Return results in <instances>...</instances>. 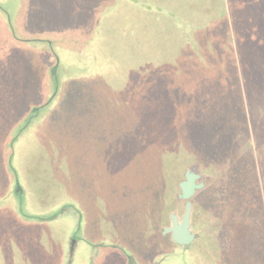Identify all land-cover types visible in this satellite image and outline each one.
Instances as JSON below:
<instances>
[{"label": "rangeland", "instance_id": "rangeland-1", "mask_svg": "<svg viewBox=\"0 0 264 264\" xmlns=\"http://www.w3.org/2000/svg\"><path fill=\"white\" fill-rule=\"evenodd\" d=\"M227 2L0 0V264H55L49 262L54 260L50 250L45 255L34 242L40 239L36 235L40 231L33 224L62 212L68 201L86 211L81 220L85 229L88 215L93 232L87 238L84 229L68 231L80 239L72 264H127L124 255L112 248L100 250L95 258L92 246L95 242L108 246L112 237L134 243L117 223L125 222L123 214L133 191H142L150 205L153 194L159 197L166 192L168 186L158 183L163 166L171 164L176 167L171 186L174 202H166L165 216L152 221L155 224L148 234L152 239L161 235L163 244L168 245L163 250L172 254L163 264H199V240L184 249L171 235H163L164 228L171 225L170 214L180 219L184 215L185 203L176 197L192 165H200L206 184L193 200L192 231L199 237L203 236L202 218L214 216L215 210L218 217L210 225L214 229L222 226L220 209H212V203L220 202L219 188L234 160L242 165L256 163L264 201V96L263 105L253 102L250 108L235 91L237 84L227 82L225 75L211 80L200 58L210 49L225 50L221 37L227 25L223 19ZM231 8L234 19L230 22L236 29L234 24L239 27L245 22L248 9L242 0H232ZM244 11L243 18L240 12ZM130 19L131 24L136 22L137 31L128 25ZM188 31L199 33L187 44L184 34ZM214 37V47H210ZM91 50L98 60L93 59ZM196 57L201 60L196 62ZM214 58L217 68H224V55ZM191 62L201 63L203 70L193 68ZM257 70L261 73L259 67ZM253 82L264 92L260 77L255 76ZM214 86L217 88L211 94L217 99L210 101L211 106L192 108V97L210 93ZM232 98L235 112L229 106ZM241 110L250 116L251 125L255 122L258 133L255 137L249 128L248 137L237 130L232 159L226 158L219 166L192 152L195 148L206 151L210 134L217 136ZM203 121L215 131L205 135L199 128L207 124ZM195 126L200 131L198 137L193 134ZM226 149L228 154L229 146ZM189 154L190 159L178 160ZM123 204L118 217L114 208ZM12 219L15 230L10 225ZM71 219L66 215L58 221ZM139 220L142 227L144 221ZM111 225L118 229L111 230ZM58 233L63 236L65 228ZM232 236L224 249L203 244L209 264H246L238 258L243 255L236 243L242 241L241 234ZM8 237L14 244L2 248ZM144 249L141 246L136 263L133 260L131 264L162 263L158 254H146Z\"/></svg>", "mask_w": 264, "mask_h": 264}, {"label": "trees", "instance_id": "trees-1", "mask_svg": "<svg viewBox=\"0 0 264 264\" xmlns=\"http://www.w3.org/2000/svg\"><path fill=\"white\" fill-rule=\"evenodd\" d=\"M231 1L232 0H228V2L225 3L226 10H224L223 14L224 24L227 25H225V34L223 37H221V42L225 45V50L221 51V53H218L217 50L210 49V52H206L205 57L200 58L204 59L205 68L208 71V77L211 80H217V78L213 79L212 77H218L219 75H222L223 77L225 75L223 78H226L227 82L231 81L237 84L235 91H237L240 95L241 101H243V98L247 100L248 105L251 108L253 102H259L258 105H263L262 97L264 96V92L259 86H257V84H255V82H253V79L255 76H258L260 77V81L264 83V0H242L247 5L248 17L245 19V22H242L239 25V27L234 24L236 29L232 27V22H230L234 19ZM254 5H256V7ZM240 13L244 18L246 15L245 11ZM181 20L183 21V18H181ZM128 25L132 30L137 31L136 22L131 24L130 19ZM197 33L199 32L188 31V34H184V39L188 40L187 44L190 42V39L196 37ZM204 36V39L208 38L206 37L207 35ZM208 39L210 40L211 38ZM216 39L217 38L214 37V41L212 40L210 42V47H214L213 44ZM196 40L198 41L197 38ZM198 43L202 44L199 41ZM223 55V60L226 62V65H224V68L218 69L217 65L219 64H217V62L214 60V57L218 56L220 59H222L221 57ZM91 56L94 60H98L97 56L94 55L93 50H91ZM100 57H102L101 53ZM200 58L196 57V62L200 61ZM191 64L193 65V68L197 67L199 71L203 70L201 67L203 65L201 63L193 64V62H191ZM257 67L260 68L261 73L258 72ZM216 70L218 71L216 72ZM172 82L174 83V81ZM249 83L251 84L250 86ZM129 88L132 90L133 87L130 85ZM216 88L217 87L214 86V88H210V93L205 91V93L200 94L199 96L196 95V97H192L191 95L188 97V102L192 97V108L194 106V108L197 110L198 105L210 107V101H212V99H217L216 96L211 94ZM208 94H210L209 97ZM235 103L236 101L234 98L229 100V106L231 108L232 104ZM232 109H234L235 112L237 107H233ZM241 112L242 114L237 115L235 118L232 116V119H229L230 122H228V125L223 128L225 130L223 131V129H221L217 136H212L210 134V138L208 139L206 145V151L195 148L192 152H196L197 154H200V156H204L207 160L211 161V164L215 162L219 164V166L222 165V162L225 161L226 158L232 159L234 155V151H232L233 140H235L237 130L244 132V134L248 137L250 135L249 128L252 129L253 135L255 137L258 133L255 122L251 125L250 116L248 117V115L245 113V110H241ZM196 116L197 115H195L194 118H196ZM203 122L207 123V121ZM208 124L209 123L203 125L205 126L204 128L199 127L203 129L205 135L215 131L213 128L206 127ZM197 130L198 128L195 126V132H193L195 137H198L200 134V131ZM227 146H229L230 151L228 154L225 152V150H227ZM190 156L191 154L181 155L178 160L190 159ZM195 156L197 157V155ZM178 160L176 161V165L179 162ZM234 161L232 162L231 167H228V177L226 181H224L222 187L219 188V191L221 192L220 202L212 203V209H220L219 214L221 215V218H223L222 226L220 225L221 228L217 229L215 227L214 229V226L210 225L214 222V219L218 217L216 210V214L214 216L202 218L200 230L203 229V236H207L209 238L204 240L203 236H198L199 264H209V261L206 257V252L202 250L203 244H207V246L216 249H224V247L229 244V240L233 238L232 235H235V233L239 235L241 234L242 238V241L236 242L240 244L241 252L243 251V255H241L243 260L238 257L241 262L246 264H264V238L261 237V235L264 236V201L261 196V189L258 188V178L256 176L257 168L255 169L257 166L255 162H252L251 165L247 163L242 165L241 162L237 160ZM175 168L176 167L174 164H171L169 167L163 166L161 179L158 184L160 186H168V188L166 192L161 195L162 198L161 196L157 197L156 193L152 195L154 198L152 205H150L148 201L149 197L141 195L142 191H133L135 193L132 195L133 199L123 214L125 215V218H122V220L125 222L117 224L119 227H124L126 229L127 235L134 241V243L127 241L126 239L123 240L119 237H112L113 240L109 241L108 246H106L104 243H101L102 246L100 247V242H95V245L92 246V254L95 256V258L99 255V253H101L100 250L112 248V250L115 252L124 255L127 264H131L133 260L136 263V256L140 253L139 249H141L142 246V248H145L144 250L147 251L146 254H158L162 261L161 264L165 262L167 257L172 254L169 253V255H167L163 250L165 248L164 246L168 245L163 244L161 235H159L158 239L157 236L156 239H154L155 235H153L152 239V236L150 237L148 234L150 229L153 228L155 224V222L152 221H156L157 216L159 219L166 212V202H174L175 195L171 186L174 184L172 182L174 180L173 176L176 173ZM219 170H221L222 173L224 172L223 168L221 167H219ZM225 174L226 173L223 175ZM230 187L233 191L230 190ZM227 190H229L230 193L227 194ZM114 191L116 194L118 193L116 189ZM19 193H17V195ZM255 195H258V199L255 197ZM155 198L158 199L155 201ZM68 202L69 204L65 205L62 212L58 211L60 213L51 215L45 219L42 217L40 220H37L36 224H33L36 231H40V233H35L40 237V239L34 242L41 245L42 248L40 251H43L45 255H48V251L50 250L49 256L54 257V260L49 262H55V264L73 263L74 253L79 246L80 239H78L77 235H72V233H68V231H76V229L79 231V229H84V224L81 219L82 215L86 214V211L84 213L83 208L78 207L71 201ZM123 208H125L124 204L120 208H114V211L117 213L118 217H120L119 213ZM66 215L71 216L72 221L60 223L58 220H61V217ZM75 218L79 222H77ZM138 220L144 221V225L143 223L141 225L142 227L138 226ZM14 223H16V221L12 219L10 221V225L15 230L16 227L13 225ZM85 225L84 231L86 232V236L87 238H91L93 236V232L88 222V215L87 218L85 217ZM62 227L65 228L66 233L63 236H60L58 231ZM110 227L111 230L118 229L113 225ZM141 231L142 236L139 238ZM95 232L96 231L94 230V233ZM223 232H225L226 235H223ZM224 243H226V246H224ZM13 244L14 242L11 241V237H8V240L2 245V248ZM68 246L69 248L67 253H69V256H66L65 248ZM72 246H75V248L72 249ZM121 247H124L125 251H121ZM1 253L4 255V252ZM13 255L14 253L11 252L10 256ZM67 258L69 259V263ZM22 259H24V257ZM116 260L120 261L117 258Z\"/></svg>", "mask_w": 264, "mask_h": 264}, {"label": "water", "instance_id": "water-1", "mask_svg": "<svg viewBox=\"0 0 264 264\" xmlns=\"http://www.w3.org/2000/svg\"><path fill=\"white\" fill-rule=\"evenodd\" d=\"M206 188L204 177L201 174L200 165H192L184 175V180L179 184L180 193L176 199L185 203V212L180 217L170 214L171 225L163 230V235H171L173 242L183 248H190L198 239V235L192 231L193 200L196 195Z\"/></svg>", "mask_w": 264, "mask_h": 264}, {"label": "crops", "instance_id": "crops-1", "mask_svg": "<svg viewBox=\"0 0 264 264\" xmlns=\"http://www.w3.org/2000/svg\"><path fill=\"white\" fill-rule=\"evenodd\" d=\"M198 240V239H197ZM191 248V247H190Z\"/></svg>", "mask_w": 264, "mask_h": 264}]
</instances>
